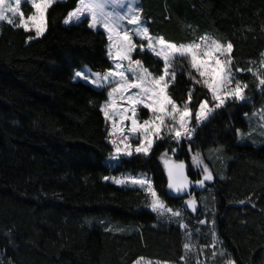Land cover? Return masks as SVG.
I'll list each match as a JSON object with an SVG mask.
<instances>
[{
  "label": "trees",
  "instance_id": "trees-1",
  "mask_svg": "<svg viewBox=\"0 0 264 264\" xmlns=\"http://www.w3.org/2000/svg\"><path fill=\"white\" fill-rule=\"evenodd\" d=\"M77 5L78 0L55 2L47 11L45 35L30 43L34 32L0 24V49L13 53L0 57V83L10 80L27 98L47 107L41 110L0 92V158H21L22 165L32 167L22 181L0 175V249L7 262L134 264L143 257L197 264L183 248L189 243L208 258L214 250L223 253L204 264H264V144H240L237 134L248 131L246 116L264 108V91L246 71L264 53V0H141L153 37L180 44L198 42L207 34L230 41L233 71L245 69L237 77L249 85L248 100H230L198 125L195 113L200 102L211 99L210 93L189 78V72L197 74L188 60H176L177 75L168 93L183 105L192 91L194 136L179 143L157 140L150 156L122 157L114 168L106 163L113 153L107 137L96 141L84 132L101 113L107 91L74 80L83 66L96 72L112 69L109 41L103 30L86 23L64 24ZM135 58L153 75L163 74V62L152 53L138 51ZM196 153L215 182L198 192L175 195L168 189L163 161L171 157L186 163L196 184L202 179V166L192 159ZM143 173L149 174L164 205L181 211L187 230L177 218L150 211L143 191L104 181L111 175ZM190 198L196 211L187 205Z\"/></svg>",
  "mask_w": 264,
  "mask_h": 264
},
{
  "label": "snow or ice",
  "instance_id": "snow-or-ice-1",
  "mask_svg": "<svg viewBox=\"0 0 264 264\" xmlns=\"http://www.w3.org/2000/svg\"><path fill=\"white\" fill-rule=\"evenodd\" d=\"M22 2H29V0H0V22L6 21L9 25H15L26 32L34 31L36 37L42 36L47 28L46 13L56 0H30L33 12L27 16L22 11ZM122 9L126 11H121ZM141 16L142 8L138 6V0H78L77 7L70 11L63 21L65 25L88 21L90 29L98 31L102 29L107 34L108 53L113 59L115 68L104 74L91 73L90 82L97 88H103L105 83L117 85L108 91V100L101 107L105 120L111 122L108 135L116 159H119L121 155L131 157L134 154L147 157L156 139L171 138L179 143L182 139L191 140L194 136L196 128L190 126L192 110L189 102L192 99V91H189L188 101L182 107L176 104L167 91L177 75L174 69L176 60H188L190 68L197 74L193 75L189 72V78L194 83L206 87L210 93L211 99L200 102L195 113L198 125L212 118L216 110L224 107L228 101L247 102L248 100L245 90L249 85L237 78V73L245 69L236 68L233 71L234 46L230 41L221 42L205 34L199 38V42L195 40L180 44L169 42L163 37H153L149 29L143 26ZM16 17L19 18L18 22ZM128 25L132 26L131 29ZM134 36L139 37L141 41H147V48L145 49L143 43L137 45L134 42ZM32 38L30 36L29 40ZM138 47L140 51L147 50L163 60V74L153 76L147 68L142 67L140 60L133 61L132 53ZM124 61L128 62L127 68L124 67ZM85 71L87 70H77L74 78L88 81L89 76L85 75ZM246 71L255 77L256 87L264 91V53H261L257 66L249 67ZM127 73L132 74V81L129 80ZM120 101L127 103L128 107H122ZM140 105L153 114L152 119L145 120L142 124L137 119V108ZM117 116L119 123L116 120ZM253 116H259L264 122V108L254 112ZM127 120L131 121V127L126 129L124 122ZM261 126L264 127V123ZM237 134L242 135L239 130ZM132 137L138 141L135 147L131 143ZM163 155L166 156L167 153ZM192 159L197 167L202 166V179L197 181L195 186L204 188L207 182L213 181V173L207 165L203 164L199 153H196ZM163 162L168 176V189L176 194L185 192L191 185V181L185 174V164L168 159H164ZM112 179L117 184H131L144 189L152 198L150 207L154 212L160 215L170 213L171 217L177 218L179 227L187 230V224L180 219L181 211L164 205L149 178L142 175ZM187 205L196 211L194 199L190 198ZM199 223L204 224L206 221L200 220ZM191 247L189 243L183 245L185 251L191 250ZM142 262H144L143 257L134 261V264H142ZM144 264H153V262L149 260ZM227 264H235V262L229 260Z\"/></svg>",
  "mask_w": 264,
  "mask_h": 264
},
{
  "label": "rangeland",
  "instance_id": "rangeland-1",
  "mask_svg": "<svg viewBox=\"0 0 264 264\" xmlns=\"http://www.w3.org/2000/svg\"><path fill=\"white\" fill-rule=\"evenodd\" d=\"M65 0H56V2H64ZM54 4V3H53ZM138 6L141 8V0H138ZM21 7H22V11H23V13L25 14V16H27V15H29V14H31L32 12H33V9L31 8V6H30V0H29V2H22V4H21ZM49 10V9H48ZM143 10V9H142ZM121 11H126V9H122ZM46 15H47V13H46ZM16 19V21L18 22V17H16L15 18ZM141 19H142V22H143V26H145V27H147V24H146V22H144V19H143V15L141 16ZM1 23H7L6 21H4V22H0V24ZM87 24L88 25V21H84L83 23H79V24H72V23H70V24H68L67 26H70V25H81V24ZM8 24V23H7ZM13 26H15V25H13ZM131 25H128V28L129 29H131ZM148 28V27H147ZM95 30V29H94ZM102 30V29H101ZM46 31H47V28H46ZM46 31H45V33H46ZM95 31H98V30H95ZM32 32H34V31H32ZM45 33L42 35V36H40V37H34V38H32L31 40H29V43L30 42H32L33 41V39H37V38H41V37H43L44 35H45ZM34 34H35V32H34ZM133 39H134V42H136L137 43V45H139L140 43H143L144 45H145V49L147 48V41H141L140 40V38L139 37H136V36H134L133 37ZM199 42V41H198ZM138 51H140L139 50V47L137 48V50L135 51V52H133L132 53V59H133V61H135V60H139V59H136L135 58V55H136V53L138 52ZM141 52H149V51H147V50H145V51H141ZM149 53H151V52H149ZM13 53L11 52V50L10 49H8V48H2V49H0V57H9V56H11ZM154 56H155V54L154 53H152ZM108 56H109V53H108ZM109 58H110V60L112 61V69L111 70H114V68H115V65H114V62H113V59L109 56ZM158 59H160L162 62H163V60L161 59V58H159V57H157ZM141 61V60H140ZM142 62V61H141ZM123 64H124V67L125 68H127V66H128V62L127 61H124L123 62ZM142 67L143 68H146L145 67V65L143 64V62H142ZM80 70H87V71H85V75H88L89 76V80L88 81H85L84 79H82V78H74V80L75 81H81V82H84V83H87V84H89V85H92V86H94L95 88H97L95 85H93L90 81H91V79H92V77H91V73H100V74H104V73H106V72H108V71H106V72H96V71H93L90 67H88V66H83ZM148 71H149V69H148ZM150 72V71H149ZM151 73V72H150ZM127 75H128V77H129V80L130 81H132L133 80V76H132V74L131 73H127ZM153 76H155V75H153ZM238 78V77H237ZM239 79V78H238ZM171 85V84H170ZM117 85L115 84V83H105V85H104V87L103 88H97V89H105L106 91H107V93H108V91H110L111 90V88L112 87H116ZM168 90H169V88H168ZM167 90V91H168ZM133 92H135V91H137V90H132ZM0 92H3V93H8V94H10L11 96H14L17 100H19V101H23V102H25L26 104H28V105H30V106H35V107H37V108H39V109H41V110H47V107H46V105H44V104H41V103H38L37 101H33V100H30L29 98H27L19 89H17L12 83H11V81L10 80H8V79H4L1 83H0ZM169 94V93H168ZM18 96H20V97H18ZM117 99H118V97H117ZM120 104H121V106L122 107H128V105H127V103H125V102H123V101H120L119 102ZM177 104V103H176ZM178 106H180V107H182L183 105H179V104H177ZM192 110V109H191ZM142 111H144L145 113H143ZM137 112H138V115H137V119H138V121L142 124L143 123V121H145V120H150V119H152V116H153V114L148 110V109H146V108H144L142 105H140V106H138V108H137ZM256 112H258V111H256ZM129 115H130V113H129ZM116 120H117V123H119V117L117 116L116 117ZM246 120H247V122H248V124H249V129H248V131H242V130H240L239 132L240 133H242V135H238V143H240V144H243V143H248V144H251V145H254V146H261V145H263L264 144V127H262L261 125H262V123H264V122H262L261 120H260V118H259V116H253V114L252 115H249V116H246ZM191 122H192V120H191ZM205 122H207V121H205ZM204 122V123H205ZM169 123H170V121H169ZM124 124H125V127H126V129L127 128H130L131 127V121L130 120H127V121H125L124 122ZM203 124V123H202ZM201 125V124H200ZM191 127H193L192 126V124L190 125ZM111 130V122L110 121H106L105 120V117H104V114H103V112L101 111V113L93 120V121H91V123L90 124H88L85 128H84V132L90 137V138H92L93 140H96V141H99V140H101V139H103V138H105V137H107V140H108V142H109V140H110V137H109V135H108V133H109V131ZM263 141H262V140ZM157 140H160V139H156L155 140V143H156V141ZM172 140H174V139H172ZM182 140H184V139H182ZM181 140V141H182ZM260 140V141H259ZM175 141V140H174ZM180 141V142H181ZM110 143V142H109ZM131 143H132V145L135 147L137 144H138V141H137V139L135 138V137H132L131 138ZM155 143H154V145H155ZM111 144V143H110ZM154 145H153V148H154ZM113 146V145H112ZM153 148H152V150H153ZM152 150H151V152H152ZM151 152H150V154H149V156L151 155ZM174 154H177V151L175 150L174 151ZM122 157H126V158H129V156H124V155H121L120 157H119V159H116V158H114V148H113V153H112V155L107 159V161H106V163L108 164V166H110L111 168H114L116 165H117V163L119 162V160L122 158ZM165 159H168V160H171V157H166ZM24 166V167H23ZM165 166V165H164ZM32 169V167H31V165H27V166H25V165H22V162H21V158H18L17 160H15V161H10V160H8L6 157H1L0 158V175L1 176H3V177H7V176H15V177H17V179L18 180H23V179H26L27 178V176H28V174H29V172H30V170ZM142 175H144V176H146L147 178H149L150 180H151V178H150V176H149V174H147V173H143V174H140V175H138V176H131V175H123V176H114V175H111V176H107V177H109L110 179H108V180H105L104 179V181L105 182H108V183H111V184H115V185H117V186H119V187H121V188H127V189H138V190H140V191H143L144 193H146L145 192V190L144 189H142V188H140V187H138V186H132L131 184H128V185H121V184H117V183H114L113 182V179L112 178H114V179H121V178H126V177H141ZM152 181V180H151ZM152 185H153V183H152ZM147 194V193H146ZM148 195V194H147ZM148 197H149V199H150V201H151V197L148 195ZM167 207V206H166ZM196 207H197V205H196ZM149 210L150 211H152V212H154L152 209H151V207H150V205H149ZM168 208V207H167ZM190 208V207H189ZM191 210H192V208H190ZM193 211V210H192ZM155 213H157V212H155ZM158 214V213H157ZM160 217H171V214L170 213H165L164 215H160V214H158ZM195 250L194 249H192L191 248V250H190V253L192 254V256H194L195 257V261H196V263L197 264H204V263H207V259H208V262L209 261H211L212 259H214L215 258V256L217 255V254H219V255H223V253L222 252H218V251H216V250H214L213 251V254H212V256L211 257H206L205 256V254L204 253H201V255H199V254H197L196 252H194ZM214 253H215V255H214ZM146 261H149V259H145L144 258V262H146ZM150 261H152L153 262V264H167V263H164V262H160V261H156V260H150ZM144 262H142V264H144ZM0 264H9L8 262H7V260L5 259V255H4V253L2 252V250L0 249ZM225 264H227V261H226V263Z\"/></svg>",
  "mask_w": 264,
  "mask_h": 264
},
{
  "label": "water",
  "instance_id": "water-1",
  "mask_svg": "<svg viewBox=\"0 0 264 264\" xmlns=\"http://www.w3.org/2000/svg\"><path fill=\"white\" fill-rule=\"evenodd\" d=\"M170 161H175V160H174L173 158H171ZM175 162H177V161H175ZM184 164H185V174L187 175L189 181H191V178H190V176H189L190 169H189V167H188V165H187L186 163H184ZM165 170H166V169H165ZM166 173H167V171H166ZM214 182H215V178L213 179V181L207 182V183H206V186H205L204 188H201V187H196L195 184L191 181V185L189 186V188H188L185 192H183V193H181V194H176V193H174V192H173V193H174L175 195H182V194H184V193H187V192L190 191L191 189H194L195 192H198V191H200V190H203V189L208 188L209 186H212Z\"/></svg>",
  "mask_w": 264,
  "mask_h": 264
}]
</instances>
